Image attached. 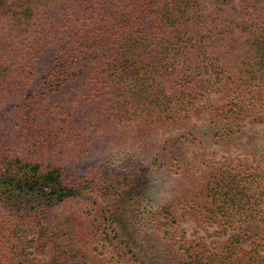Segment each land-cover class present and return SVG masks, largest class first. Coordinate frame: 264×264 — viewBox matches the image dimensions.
Wrapping results in <instances>:
<instances>
[{
    "label": "trees",
    "instance_id": "trees-1",
    "mask_svg": "<svg viewBox=\"0 0 264 264\" xmlns=\"http://www.w3.org/2000/svg\"><path fill=\"white\" fill-rule=\"evenodd\" d=\"M211 96L209 142L264 111V0H0V107L17 101L0 130V264H264V164L187 158L196 124L148 141ZM102 137L135 151L122 172L65 166ZM177 212L228 243L186 239Z\"/></svg>",
    "mask_w": 264,
    "mask_h": 264
},
{
    "label": "rangeland",
    "instance_id": "rangeland-1",
    "mask_svg": "<svg viewBox=\"0 0 264 264\" xmlns=\"http://www.w3.org/2000/svg\"><path fill=\"white\" fill-rule=\"evenodd\" d=\"M230 16V13H228ZM237 20V19H236ZM39 67L38 65H36ZM87 66H82L79 69V75L84 76ZM38 79H36L32 87L26 91L24 98L33 92L37 87ZM72 89L80 87L78 84H74ZM73 92V91H71ZM71 94V93H70ZM70 94L64 95V104L71 99ZM216 101L215 96H211L208 100L202 101L199 104L200 113L189 121L184 127L178 126L168 131H159L153 135L148 141L159 144L165 139L171 138L179 133L187 131L193 125H197V133L200 140L203 139V132L205 131L206 119L209 113V107ZM17 101L9 102L0 107V130L6 133L11 127H14L16 121V113L14 106ZM260 117V118H259ZM244 136L230 142L228 144L209 142L203 139V143L196 147H184V156L189 159L197 158L202 160H212L213 162H223L226 159L237 164L241 162L243 164L258 163L264 164V111L258 116V119H247L243 123ZM96 135V134H95ZM97 137V136H96ZM250 138V139H249ZM99 139V138H98ZM112 137H102L99 140H94L93 145L89 147L88 153L84 158L71 160L65 166L68 169L84 173L104 168H113L116 172H122L124 167L129 165L133 161H127L132 156L134 157L135 151L126 149V146H122L120 142L111 141ZM134 150V149H133ZM138 153V152H137ZM165 180L162 183L161 193L159 198H166L169 196L168 189L171 187V181L166 178L164 174H160ZM167 179V180H166ZM169 179V180H168ZM173 183V182H172ZM158 198V197H157ZM178 220L179 229L185 235L188 240H197L204 242L208 248L213 252H220L222 247L228 243L230 233L222 234L216 226H209L204 223H200L191 219L181 218L179 213L175 214ZM261 229H264V221L260 224ZM264 233V230L262 231ZM249 243L243 244L242 248H248ZM39 258L45 262L47 260V253L39 256Z\"/></svg>",
    "mask_w": 264,
    "mask_h": 264
}]
</instances>
